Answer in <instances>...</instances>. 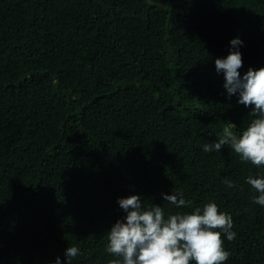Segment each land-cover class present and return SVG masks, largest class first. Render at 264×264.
Returning <instances> with one entry per match:
<instances>
[{"label": "trees", "instance_id": "trees-1", "mask_svg": "<svg viewBox=\"0 0 264 264\" xmlns=\"http://www.w3.org/2000/svg\"><path fill=\"white\" fill-rule=\"evenodd\" d=\"M235 38L241 76L264 67V0H0V264H109L130 195L165 217L214 201L225 264H264V168L203 151L254 118L215 69Z\"/></svg>", "mask_w": 264, "mask_h": 264}, {"label": "clouds", "instance_id": "clouds-1", "mask_svg": "<svg viewBox=\"0 0 264 264\" xmlns=\"http://www.w3.org/2000/svg\"><path fill=\"white\" fill-rule=\"evenodd\" d=\"M239 38L230 41L226 58L215 60L216 72L223 73L224 85L229 97L238 94V103L251 108L254 118L238 134L236 125L224 122L222 134L216 142H207L203 151H221L230 146L241 162L264 168V67H251L241 76L243 67L242 45ZM227 187L234 182L225 179ZM246 183L259 193L254 203L264 206V175L248 176ZM163 199L177 209L190 207L182 190L171 195L162 194ZM118 204L126 213L107 232L106 252L116 257L109 264H225L231 253L225 249L224 236L229 242L236 239L232 216L219 209L214 202L196 207L190 212L178 211L165 217L162 206L152 204L145 208L139 195L119 198ZM80 249L69 246L65 251L68 264L78 256ZM54 264H61L57 257Z\"/></svg>", "mask_w": 264, "mask_h": 264}, {"label": "water", "instance_id": "water-1", "mask_svg": "<svg viewBox=\"0 0 264 264\" xmlns=\"http://www.w3.org/2000/svg\"><path fill=\"white\" fill-rule=\"evenodd\" d=\"M170 18H171V16H169L168 22L170 21ZM168 30H169V28H168ZM166 39L168 40L169 39V36H167Z\"/></svg>", "mask_w": 264, "mask_h": 264}]
</instances>
